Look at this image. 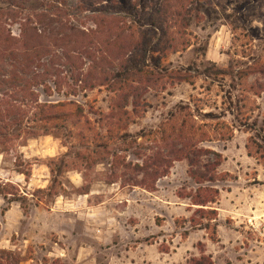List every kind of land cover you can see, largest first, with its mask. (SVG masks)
Segmentation results:
<instances>
[{
  "label": "rangeland",
  "instance_id": "374dc122",
  "mask_svg": "<svg viewBox=\"0 0 264 264\" xmlns=\"http://www.w3.org/2000/svg\"><path fill=\"white\" fill-rule=\"evenodd\" d=\"M24 1L0 64L68 130L0 148V264H264V0ZM29 18L47 39L10 43Z\"/></svg>",
  "mask_w": 264,
  "mask_h": 264
},
{
  "label": "trees",
  "instance_id": "16d2710c",
  "mask_svg": "<svg viewBox=\"0 0 264 264\" xmlns=\"http://www.w3.org/2000/svg\"><path fill=\"white\" fill-rule=\"evenodd\" d=\"M28 2L29 1L22 0V2H20L22 6H19L24 7L23 9L27 10L25 6ZM19 6L16 7L19 8ZM29 8H31L30 11L43 26L46 24L50 27L54 23V20H51V17L47 15V13L42 12L45 9L44 5L34 2V4H32ZM51 10H57V8L51 6ZM0 11H2L1 8ZM46 11L50 12L49 9ZM156 13L161 14V8L156 11ZM48 21L50 22L47 23ZM32 24H34L32 19L29 18L26 20L21 34L22 39L19 40L13 37H8L7 40L10 43L18 42L23 46H27L31 42L33 43L37 40L47 39L46 34L49 28L45 26L43 27L44 29L38 30L32 27ZM152 24H155L154 20H152ZM18 55H20L18 51H13L8 57H6L8 59L7 63L3 65L0 64V148L4 149H6L10 144L22 140L27 135H31L33 137L41 136L39 130H42V134L46 136L54 134L53 132H59V129L68 130V126L64 125L65 123H63L62 127L59 124H56V126H58L56 127L57 130H53L51 127V124L54 123L56 119H61L50 111L65 106L64 103L41 104L38 98L36 100H32L30 97H27L28 95L37 97L34 90L36 87L42 85L41 81L38 80L41 76L40 74L30 75L29 58H27L26 55V60L22 61V63H17L16 57H18ZM26 109H35L36 113H34V116L31 117ZM78 112L82 115L84 110L79 107ZM41 126H44V129H40ZM259 147L262 149L264 146L259 145ZM189 158L191 159V157ZM191 160H194L192 163H195V159ZM66 166L67 162L63 160L62 167H60V169L56 172L53 171L54 174L57 173V178L61 175ZM193 174L196 178L201 179V181L206 178L202 174ZM210 181H213V179ZM7 185L8 184H5L3 188L0 186V194L7 196V193H5ZM53 190L54 187L51 186L46 192L51 200L57 196V193H54ZM204 191L206 193H212V190L209 188H206ZM13 196L17 198L16 195ZM198 198H200L199 202L201 206L207 203H216V198L212 197L211 194L204 198L200 195ZM16 201L17 199L11 200V203ZM211 212L213 213L215 211Z\"/></svg>",
  "mask_w": 264,
  "mask_h": 264
}]
</instances>
